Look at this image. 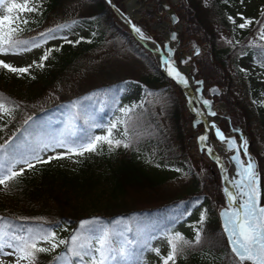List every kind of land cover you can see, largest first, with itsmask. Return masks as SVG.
<instances>
[{"label":"trees","instance_id":"1","mask_svg":"<svg viewBox=\"0 0 264 264\" xmlns=\"http://www.w3.org/2000/svg\"><path fill=\"white\" fill-rule=\"evenodd\" d=\"M42 1L40 10L29 23L21 25L24 31L19 33L18 39L39 41L40 33L65 22L70 27L75 21L88 23L94 33L93 40L88 39L85 47L72 46L65 41L52 44L50 49L57 54V59L43 64L41 77L31 78L28 73L19 75L0 68V94L19 105L10 122L0 128V144L9 140L22 145L30 142L36 147L58 135L68 137L69 133L72 140L83 142L86 137L99 135V130L111 117L124 121L122 126L129 133L126 142L130 147L103 148L98 158L85 157L75 170L50 163L38 165L31 173L11 182L7 191H0V217L12 221L15 226L54 231L57 237L69 241L67 247L71 246V236L79 233L81 221H96L98 228L111 232L114 248L130 241L126 248L131 255L126 260L117 257L109 264H136L145 256L150 240L163 233L168 239L180 233L192 242L183 246L176 264H235L216 212L226 202L217 167L212 164L214 169L209 175H198L192 164L193 159L210 160L200 151L192 134L203 125L195 128L197 125L192 121L195 116L189 112L185 92L163 73L151 50L135 38L107 0ZM72 1H85L91 10L95 9L94 13L88 10L73 18H64ZM114 1L126 11L122 0ZM165 1L184 19L179 53L183 54V49L197 51L193 55L196 69L193 76L200 81L201 98H208L213 105L225 101L226 109L220 112L225 132L243 126L253 135L252 125L260 121L259 110L249 99L246 83L244 95H239L244 99L233 98L234 84H238L234 77L238 75H230L229 64L235 65L239 58L249 57L256 65H264L260 26L254 24L247 37L234 47L220 46L217 28L234 29L226 10L233 5V0H210L205 20L197 15L195 5L199 0ZM161 8L159 0L145 11L141 22L148 34L154 31L159 34L155 26L168 18ZM258 19L264 18L259 15ZM255 36L258 37L254 40ZM154 38L161 39L157 34ZM107 46L114 51L115 57L110 58L121 61L122 67L113 69L107 63V69L101 68L103 80L75 94L65 96L62 89L58 90L79 69L78 58L87 50ZM216 84L229 87V92L211 96L210 88ZM55 87L58 91L54 99L40 105L44 95ZM136 88H141L139 100L125 102L130 97L124 93ZM120 102L123 106L121 117L116 113ZM239 107L245 110V120L238 118ZM125 110H129L127 114ZM253 142L255 144L254 135ZM171 160L187 168L183 177L186 183L178 189L168 188V182L177 178L159 168ZM102 161L104 164L100 166ZM261 172L264 176L263 166ZM200 202H203L200 208L203 219L197 221L195 232L188 230L194 215L176 227L175 221L188 216ZM208 205L210 209L205 211ZM197 231L199 243L195 242ZM119 236L124 241H119ZM67 247L60 245L52 252L38 254L36 264H58L54 258L63 256ZM67 264H77L70 254Z\"/></svg>","mask_w":264,"mask_h":264},{"label":"snow or ice","instance_id":"2","mask_svg":"<svg viewBox=\"0 0 264 264\" xmlns=\"http://www.w3.org/2000/svg\"><path fill=\"white\" fill-rule=\"evenodd\" d=\"M240 2L243 4L244 0H240ZM0 8L5 9V12H0V54L3 55H16L30 51L32 48H40L47 39L55 38L53 33L69 27V24L65 22L55 28L48 29L46 33H40L39 41L35 39L32 41L20 40L18 35L24 31L21 24L26 26L29 23V18L24 13L38 12L40 0H21V2L0 0ZM237 15L243 21L237 27L244 29L257 24L260 26V37L264 39V19L248 18L242 13H237ZM259 15L264 18V8L261 9ZM228 19L236 24L233 17L229 16ZM132 27L141 38L149 39L139 27L135 25ZM64 39L69 44L80 42L79 40H67L66 37ZM173 39H175V35H173ZM50 53L51 49L46 50L40 58L41 62L36 66L43 67V61L48 59ZM166 63L168 62L166 61ZM32 66L16 67L10 62L0 59V68L19 75L28 73ZM168 74L182 83H187V80L171 63H168ZM203 103L208 105L210 102L204 100ZM16 107L19 105L0 94V119H3L4 116L10 117ZM128 111L125 110L126 114ZM30 119L31 117H29ZM25 124H28L27 120ZM116 128L117 124H111L105 135L89 136L83 142L72 140L71 133L68 134V137L52 138L49 141L41 142L36 147L31 146L30 142L22 145L5 140L3 144H0V152L3 153L0 156V191H7L9 184L23 175L25 168L20 167L16 170L18 164L33 169L38 163H49L53 159L71 158L73 155L83 156L86 152H96L101 144H106L109 150L119 146L130 147V143L126 142L129 136L127 129L122 133L123 138L117 139L113 134V130ZM217 135L222 141H226L229 149H237V154L233 155L231 159L237 165L238 178L230 181L236 191L234 194L228 188L224 189L229 204L220 213L224 220L223 228L227 234L230 251L235 258V264H264V205L261 204L260 174L256 162L247 153V141L244 142L245 155L248 156L245 161L240 158L239 149L234 139L225 138L219 129H217ZM199 139L204 141L207 137L201 136ZM50 147L53 150L64 148L66 151L42 159L40 153L48 151ZM195 242H200L199 231L196 233ZM129 243L125 241L119 248H114L111 232L102 227L98 228L96 221L86 220L81 221L79 233L71 236V246L67 247L69 241L59 239L54 231L45 230L42 227L15 226L12 221L0 217V256L14 257L11 264H22V262L36 264L38 254L52 252L60 245H65L67 252L63 256L54 258L58 264H67L69 254L75 258L77 264H109L117 257L126 260L131 255L126 248ZM167 243L169 251L162 257V264H170V262L176 264V258L182 252L183 246L190 245L192 242L185 240L180 233H175ZM6 248L11 251L6 252ZM153 250L159 254V249ZM0 264L3 262L0 261Z\"/></svg>","mask_w":264,"mask_h":264},{"label":"rangeland","instance_id":"3","mask_svg":"<svg viewBox=\"0 0 264 264\" xmlns=\"http://www.w3.org/2000/svg\"><path fill=\"white\" fill-rule=\"evenodd\" d=\"M141 1L144 2V0H141ZM174 1L178 2L179 0L178 1L174 0ZM17 2H21V0H17ZM42 2L43 1L40 0V5L42 4ZM122 2L124 3V5L126 7L127 0H122ZM157 2L158 1H155V0H147L146 1L147 7L142 12V16H141L142 18L140 20H138V22H136V25L139 28H141L143 30V32L145 33V35L148 37L150 36V37L154 38V35L157 34L161 38L160 39L161 44L164 47V45L166 43H171L170 40L165 38V35L167 34L166 32L170 28H164L162 30H159L157 28L159 31V34H158V32H156L154 30L153 31L155 33L148 34V32L146 31V28L143 27V24L141 22V20L144 18L143 16H144L145 11L148 9H151V8H149L148 5L154 7V5ZM233 2H234L233 5L228 7L226 10H227V13H229V15L236 20V24H234L232 22L233 28H234L233 30H229L227 28H225V29L217 28L218 35H219V37H218L219 41H217V42L219 43L220 46H225L227 44L228 46L230 45V46L234 47V45H236V43L242 42L247 37L248 32L253 28L254 24L249 26V27H246L244 29H240L239 27H237V25L239 23L243 22V21H241L240 17L237 15V13H242L243 16L248 17V18H258L261 9L264 8V0H244L243 4H241L240 0H233ZM160 3H161V0H160ZM195 3H197V2H195ZM199 4H200V6H198ZM199 4L198 5L194 4L198 10V14H197L198 18L201 17L202 20H205L204 18H205V16H207V10L211 4L210 0H199ZM70 6H71V8H68V11L63 15L64 18H66V17H72L73 18V16H76L80 13H82V14H83V12L87 13L88 10L90 13H94V10H95V9L91 10L89 8V5L85 1H83V2L72 1ZM127 10L128 9H126V11H124V12H127ZM161 10L165 11V8L163 7V8H161ZM0 12H5V9L0 8ZM5 14H7V13H5ZM24 15L27 16L30 20L32 18V16L34 15V13H24ZM177 15H178V13H177ZM164 16H167L166 12L164 13ZM117 17H118V15H117ZM119 19H121V18H119ZM180 19H182V23L184 26V19L182 17H180ZM164 21H169V17L164 19ZM21 25H23V24H21ZM205 27L207 29H210L207 27V25ZM53 36L55 38L47 39L46 42L44 44H42L40 48H32L30 51L22 52V53H19L16 55L0 54V59H4L6 62H10L16 67H27L28 65H33L29 69L28 74L30 75L31 78L32 77H41V75L43 74V67H37L36 65L41 62V60H40L41 56L44 54V52L46 50L50 49L52 44H59L60 42L65 41L64 38L66 37L67 40H71V41L79 40L80 41L79 43H72L71 44L72 46L73 45H77V46L81 45V46L85 47L86 44H89L90 40H93L94 33L91 31V27L88 25V23L86 24L85 22H78V23H74L70 27L64 28L58 32L53 33ZM258 36H255L254 40L257 39ZM88 39H90V40H88ZM229 41H231V43H229ZM173 42H175V41L173 40ZM181 50L182 49H180V51ZM183 51L184 52L182 55H181V53H179V54L177 53V58H179V56H185V55H190V54L193 57L194 53L197 52V51H195V49L193 51H185L183 49ZM111 56L115 57L114 51H113V49L109 48L108 46L104 47L102 49H99V50L96 49L95 51L94 50H87L85 52V54L82 55V57L78 58V60H77V61H79L78 62L79 69L75 72L74 75H72L70 78H68V80H67L68 82H65V84H63L62 86H59L60 88H58V90L60 91V89H62V93L65 96L71 95V94H75L77 91L84 90V89H87V87L93 86L94 84L99 82V80H103L104 74L102 73L101 68L103 67V69H107L106 68L107 63H110L111 67L113 69H116L118 67L123 66V63L121 61H117L116 58H110ZM56 59H57V54H55L53 52V50H51V53H50L48 59L44 60L43 64L44 63H53V61ZM193 63H195V61L192 58L191 63H190V66L192 67V69L194 68ZM229 67L231 68V72H230L231 76L236 75V73L238 75V76L236 75L237 78L234 77L237 80L238 84L237 83L234 84L233 98L235 97L236 99H238L240 96L244 95L243 91L245 90V83H246L247 87L249 88V97H250L249 99L251 100L252 104L254 106H256V108L259 110L258 114L260 115V117H259L260 121H258L254 125H252V131L254 132L253 135L255 137V144L253 142V135L250 134L249 131H247L243 126L238 128L237 130H231V131H233L236 134V136H239V137H240V132H243L245 134L246 138L252 139V142L254 144L255 154L257 153V155H256L257 158L258 157L260 158V159L258 158V160H259V163H261V171H262V166L264 168V67L260 66V65L259 66L256 65L254 63V61L249 57L248 58L247 57H241L237 60L235 65L229 64ZM192 71L190 72L191 74H192ZM196 84L197 83H195V85ZM198 86L199 85H196V87H198ZM58 90H57V87L53 88V90L50 93H47L44 95L43 99L39 102V104L41 105L46 101L49 102L51 99H54L53 95ZM140 91H141V88H136L134 90H130V91L125 92L124 93L125 96L130 97V98L125 99L124 101L125 102H131V101L137 102L140 98L139 97ZM240 98L244 99L243 97H240ZM204 100H208L210 103L208 105H205L203 103ZM199 101L201 102V106L204 109V111H206L208 113H210V112L212 113L213 111H217L220 114V112L225 111L226 106H227L225 101L218 102L216 105H213L212 101H210L208 98H205V99L200 98ZM121 104H122V102L119 103V107L116 110L117 115L120 117L122 114V107H123ZM238 118H241L243 120H245V118H246L245 117V110H243L242 107H239V109H238ZM11 119H12L11 116L10 117L4 116L3 119H0V128L7 125ZM197 119L198 118L195 116V118L192 120L195 123V125H197V126H195V128L198 127V125H202V124L197 122ZM211 121H214V120L211 119ZM111 124H117V128L113 130V134L115 135V137L117 139H121L122 133L124 131V127L122 126V123L118 118L113 119L110 117L108 123L104 124L101 127V129L99 130V135H105L107 128ZM202 130H203V127H202V129L197 130V132L201 133ZM197 132L192 133L196 137V140H197ZM57 138H60V135H58ZM212 139H214V141H216L214 135L212 136ZM253 144H252V146H253ZM103 148L108 149L106 144H101L100 148L96 152H86L83 156L73 155V156H71V158L65 157L62 159H53L49 163L50 164H56L59 166H65L67 168H70L71 170H75L79 166L81 160H83L85 157L93 156V157L98 158V156H100ZM65 151H66V149H64V148H55L53 150L50 147L48 151L41 152L40 155H41L42 159H47V157L50 155H55L56 153L65 152ZM252 151H253V149H252ZM253 153H254V151H253ZM101 159H102V157L99 158V160H101ZM208 160H210V159H208ZM260 160H261V162H260ZM40 164H47V163H38V164H36L35 168H33V169H28L26 166H24L22 164H18V165H16V170H18L20 167H24L25 171L23 174L31 173ZM103 164L104 163L102 161L100 166ZM192 164H193V167L195 169V172L198 175L199 174L209 175L212 172V170L214 169L212 166L213 162L211 160L209 162H207V160L202 159V158L193 159ZM159 168L162 172L169 171L171 173V175H173L174 177L177 178V179H173L170 182H168L167 186L169 189L181 188V187H183L184 183H186L184 181L183 177H184V174L187 172V168L185 167V165L183 163H181L179 161L171 160V162H169L168 164L163 165V167H159ZM177 169H179V171H177ZM263 178H264V176H263ZM263 181H264V179H263ZM202 205H203V202H200V204L196 205L194 210L188 216H185L184 218H181L180 220H176L175 226L180 227L186 220H189L190 217L194 215V218H193L194 222L191 224V226L188 227V230L190 232H195L194 230L198 227L197 221L203 217L202 215L200 216V213H201L200 208ZM204 209H205V211H208V209H210V205L206 206ZM221 209H222V207H220L219 210L216 211L218 215H219V211ZM58 238L61 239L60 237H58ZM117 239L119 241H124V238L120 237V236ZM167 241H168V236L164 233L154 236L150 240V245L147 247L146 253L144 254L145 256L142 259L138 260V262L136 264H160L162 262V257L164 255H166L167 252L169 251V245H168ZM153 249H159L160 250L159 254H157V252L154 251ZM5 251L8 252L11 250L6 248ZM13 260H14V257H12V256H0V261H2L3 264H11V262ZM22 264H24V262H22Z\"/></svg>","mask_w":264,"mask_h":264},{"label":"water","instance_id":"4","mask_svg":"<svg viewBox=\"0 0 264 264\" xmlns=\"http://www.w3.org/2000/svg\"><path fill=\"white\" fill-rule=\"evenodd\" d=\"M107 1L110 4V6L115 10V12L117 13L118 17L121 18V20L129 27V29L134 34L135 38L138 39V41L140 40L147 47V45L145 44L143 39H141L140 37L137 36L134 28L132 27L133 25L137 26L136 22H138V20H140L142 18L141 17L142 13L138 14V16H134V15L132 16L129 13V7H128L127 12H124L123 10H121L120 8H118L116 6V4H115V2L113 0H107ZM146 1L147 0H144L143 3L147 7ZM162 5L164 6L166 14L169 17V21H164L159 26H157V28H159V29L170 28L166 32L167 34L165 35V38H167L170 41L176 40L175 41L176 43H174V42H171V44L166 43L165 46H164V49H165V51L168 52V54H165V52L163 50H162V54H163L165 60H167L169 63H171L177 69L180 66L178 64V61L176 59H174L175 58V53H176L174 45L179 47L181 45V42H182V37H181V32H182V29H183L182 20L177 15L176 10L171 5H169L165 1H162ZM146 7H145V9H146ZM150 7L151 6H149V8ZM173 35H175V39H173ZM159 46H160V44H159ZM180 59H181V63L182 64L186 63L187 61L190 60L189 57H187V58L181 57ZM189 68L190 67H184V66L180 67V69L185 70V71L190 70ZM180 72H181V75L184 77L185 74H183L182 71H180ZM164 73H166V72L164 71ZM190 76L192 77V75H190ZM192 79H193V77H192ZM211 90H212V94L213 95L221 94V91L218 90L217 88H212ZM184 91H185V89H184ZM197 91H200V90L197 89ZM187 99H188V102H189V107H190L191 112H193L195 115L196 114L200 115L199 113L195 112V109H193V104H192V102H191V100H190L188 95H187ZM202 117H203V123H204V133H203V135H200L199 138L201 136H206L207 139L204 140V141H201L198 138V143L200 145L201 151L205 150L206 155H208V157L218 166V169H219V172H220L221 183H222V187H223V194H224V197H226V203L222 207V209L219 211V219H221L222 230H224V228H223L224 220H223V217L220 215V213L225 208H227L228 204H229L228 197H227L224 189L228 188L234 194H235V191H236L235 188L233 187V185L230 183V181H232L234 178H238L237 177V165L231 159V157L233 155L237 154V149H229L228 144L226 143V141H222L220 139V137L217 135V129H219V131L223 133L225 138H231V139H234L236 141L237 148L239 149V156H240V158L242 160L246 161L248 159V156L245 155V148H244V141L243 140L241 141V143H239V141L236 139L234 134H230L229 135V134H226V133L223 132V130L221 129V127H220V125L218 123V121H217V124H214V123L209 122L207 119H206L207 120L206 121L203 114H202ZM217 120H219V118ZM211 124L214 126V133H216L215 136H216L217 141L219 142V148H216V146L213 145L214 143L213 144L210 143V140H209L208 136L210 134L209 130H211L210 129ZM209 150H211V151H209ZM246 150H247V153L255 160L257 168H258V171H259V174H260V163L258 161V158H257L256 154L252 152V142H250V141L247 142ZM261 179H262V175L260 174V189H261V204H262V201H263V187L261 185ZM225 236H226V240L228 241L226 233H225ZM228 244H229V242H228Z\"/></svg>","mask_w":264,"mask_h":264},{"label":"bare ground","instance_id":"5","mask_svg":"<svg viewBox=\"0 0 264 264\" xmlns=\"http://www.w3.org/2000/svg\"><path fill=\"white\" fill-rule=\"evenodd\" d=\"M155 1H159V0H155ZM162 1H165V0H161V5H162ZM178 1V0H177ZM108 2V1H107ZM165 2H167V1H165ZM168 3V2H167ZM109 4V3H108ZM169 5H170V3H168ZM110 5V4H109ZM144 7H143V6ZM117 6V5H116ZM150 6V5H149ZM172 6V5H171ZM111 7V6H110ZM118 7V6H117ZM126 7H127V9H128V7H129V13L133 16H138V14H140V13H142L143 11H144V9H145V5H144V3H143V1H141V0H127V3H126ZM164 7V6H163ZM173 7V6H172ZM112 8V7H111ZM119 8V7H118ZM150 8H153V6H151ZM121 9V8H120ZM122 10V9H121ZM142 11V12H141ZM179 16V15H178ZM182 20V19H181ZM182 26H183V23H182ZM141 29V28H140ZM142 30V29H141ZM183 31H184V26H183V29H182V32H181V37H182V33H183ZM143 32V31H142ZM137 34V36L138 37H140V35L138 34V33H136ZM145 34V33H144ZM146 36V35H145ZM146 37H148V36H146ZM141 38V37H140ZM149 39H143V38H141V39H143V41L145 42V44L147 45V47L143 44V46L145 47V48H147V49H150L151 50V52L153 53V55H154V57H155V60H157V63H158V65H159V68L163 71V73H164V71L167 73H164L166 76H168L170 79H172V80H175L176 78L175 77H173V76H170L169 74H168V61L167 60H165V58H164V56H163V54H162V50L165 52V54H168V52L167 51H165V49H164V47L162 46V44H161V40L159 41L158 39H156V38H153V37H148ZM152 38V39H151ZM154 39V40H153ZM156 40V41H155ZM174 41H176V40H174ZM170 42H173V41H170ZM182 42H183V37H182ZM182 42H181V45L179 46V47H177L176 45H174V48H175V51H176V53H175V58L174 59H176L177 61H178V64H179V66L180 67H190L189 69L190 70H188V71H185V70H182V69H180V67L179 68H177V70L180 72V71H182V73L183 74H185V80H187V83L185 84V83H182V82H180V81H178L177 79H176V82L178 83V85L181 87V89H182V91H184V89H185V96H186V102H187V105H188V109H189V112H191V110H190V107H189V102H188V99H187V95L189 96V98H190V100H191V102H192V104H193V109H195V112H197V113H199L200 115H198V114H194L193 112H191L194 116H196L198 119H197V122L198 123H200V124H202L203 125V130H202V132L201 133H198L197 132V144H199L198 143V138H199V136L200 135H203V133H204V123H203V117H202V114L204 115V117H205V120L207 119L209 122H211V123H214V124H217V121H218V123H219V125H220V127H221V117H220V114L217 112V111H213L212 113H215V115H212V113L210 112V113H208V112H206V111H204V109L202 108V106H201V102L199 101V99L201 98V92H202V90H201V87L200 86H198V87H196V85H199L200 84V81H197L196 79H194V76H193V73H194V71L196 70L195 69V63H193V69H192V67L190 66V63H191V59L193 58L192 56H191V54L190 55H185V56H179V58H177V53L179 54V51H180V49H182ZM160 44V46H159V44ZM174 43H176V42H174ZM168 44H171V43H168ZM165 46V45H164ZM149 47V48H148ZM158 49V50H157ZM182 55V54H181ZM181 57H184V58H187V57H189L190 58V60L189 61H187L186 63H181ZM166 61L168 62V63H166ZM193 70V71H192ZM192 71V74L190 73ZM181 73V72H180ZM190 75H192V77H193V79H192V77L190 76ZM175 78V79H174ZM195 83H197L196 85H195ZM212 88H217L218 90H220L221 91V94H217V95H222V94H224V93H228L229 92V89H228V87H226V86H219V85H215V86H213V87H211L210 88V90L212 89ZM197 89H199L200 91H197ZM217 95H213L212 94V90H211V96H213V97H215V96H217ZM202 99V98H201ZM224 104V103H223ZM219 118V120H217ZM211 119H213L214 121H211ZM206 120V121H207ZM210 129L211 130H209V140H210V143L211 144H213V145H215L216 146V148H219V142L217 141V139H216V133H214V126L211 124V126H210ZM221 129H222V127H221ZM223 130V129H222ZM223 132L224 133H226V134H234V136L236 137V139L239 141V143H241V141L243 140L244 142L245 141H247V142H252V139H248V138H246L245 137V134L243 133V132H240V137L239 136H236V134L233 132V131H230V132H225L224 130H223ZM214 135V137H215V140L216 141H214V139H212V136ZM252 144H253V142H252ZM199 149H200V151H201V148H200V145H199ZM218 150V149H217ZM201 152H203L205 155H206V153H205V150L204 151H201ZM253 152V151H252ZM207 157H208V155H206ZM226 156V155H225ZM208 159H210L209 157H208ZM211 160V159H210ZM212 161V160H211ZM259 161V160H258ZM213 162V161H212ZM213 164L214 165H216L214 162H213ZM216 167H217V170H218V172H219V169H218V166L216 165ZM260 174L262 175V179H261V185H262V187H263V195H264V185H263V174H262V172H261V163H260ZM219 176H220V172H219ZM220 178H221V176H220ZM221 186H222V183H221ZM222 191H223V187H222ZM226 203V202H225ZM225 205V204H224ZM224 205H222L221 207H223ZM262 205H264V196H263V201H262Z\"/></svg>","mask_w":264,"mask_h":264},{"label":"flooded vegetation","instance_id":"6","mask_svg":"<svg viewBox=\"0 0 264 264\" xmlns=\"http://www.w3.org/2000/svg\"><path fill=\"white\" fill-rule=\"evenodd\" d=\"M161 23H162V22H161ZM161 23H160V24H161ZM160 24L156 25L155 27L159 26Z\"/></svg>","mask_w":264,"mask_h":264}]
</instances>
